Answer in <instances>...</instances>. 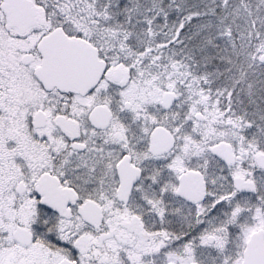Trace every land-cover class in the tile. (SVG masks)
<instances>
[{"label": "snow or ice", "instance_id": "1", "mask_svg": "<svg viewBox=\"0 0 264 264\" xmlns=\"http://www.w3.org/2000/svg\"><path fill=\"white\" fill-rule=\"evenodd\" d=\"M0 264H264V0H0Z\"/></svg>", "mask_w": 264, "mask_h": 264}]
</instances>
